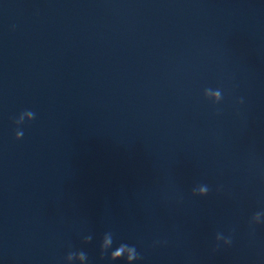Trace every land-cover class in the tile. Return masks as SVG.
Here are the masks:
<instances>
[{
  "label": "clouds",
  "instance_id": "clouds-1",
  "mask_svg": "<svg viewBox=\"0 0 264 264\" xmlns=\"http://www.w3.org/2000/svg\"><path fill=\"white\" fill-rule=\"evenodd\" d=\"M203 96L205 100L211 102L213 106L219 105L223 99V90L221 88H205L203 90ZM237 105H243L244 104V98L240 97L236 101ZM220 114V110L217 109V115ZM36 118L35 112L32 110H24L22 111L13 121L14 125L16 126L15 130V139L17 141L21 140L23 138V131L22 126L25 124V122H32ZM261 181L264 182V174L261 175ZM210 188L207 184H198L197 186L193 187L191 190V194L193 196L198 197H205L209 194ZM220 189L218 188L217 191ZM249 227L252 231V234L255 232V226L264 224V211H257L251 215L248 221ZM92 241L91 235H85L83 236V243L88 244ZM115 243V237L114 233L112 231L105 232L100 240V258L104 259L105 256H107L108 260L110 262H117V261H123L124 264H136L137 261L141 260L142 257L140 253L137 251V248L135 245H130L127 243H119L116 244L115 247H113ZM167 241H154L153 246L157 245H163L166 244ZM233 243L232 235L229 234L228 236H225L222 232H217L215 234V247L214 251L218 250L223 244L224 246H231ZM65 264H88V254L83 250H70L65 258Z\"/></svg>",
  "mask_w": 264,
  "mask_h": 264
}]
</instances>
